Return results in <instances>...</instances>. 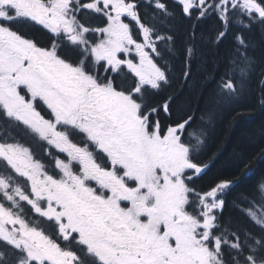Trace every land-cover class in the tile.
<instances>
[{
    "label": "snow or ice",
    "instance_id": "1",
    "mask_svg": "<svg viewBox=\"0 0 264 264\" xmlns=\"http://www.w3.org/2000/svg\"><path fill=\"white\" fill-rule=\"evenodd\" d=\"M253 29L264 0H0V264H264V175L238 182L255 157L198 186ZM198 37L223 55L194 113Z\"/></svg>",
    "mask_w": 264,
    "mask_h": 264
},
{
    "label": "trees",
    "instance_id": "2",
    "mask_svg": "<svg viewBox=\"0 0 264 264\" xmlns=\"http://www.w3.org/2000/svg\"><path fill=\"white\" fill-rule=\"evenodd\" d=\"M144 18L147 20L149 17L145 15ZM213 27L214 22H209L202 26L201 33L207 37ZM24 31L29 29L26 27ZM187 33V26L178 23L177 35L180 44L187 40ZM248 39L251 42L249 55L256 66L255 75L249 82L246 94L222 113L212 130L210 148L216 153L215 162L212 171L198 182V186L207 184L216 177L234 175L240 163L252 157L255 158L252 159L251 174L238 177L239 190H247L264 175V161L259 158L260 153L264 151V105L259 102L262 94L258 85L259 78L264 74V29H253L248 33ZM196 42L201 48V55L191 66V87L182 89L185 97L190 100L194 113L198 106H203L199 100L200 93L195 90V86L201 83L223 55L222 52L209 47L206 40L201 41L198 37ZM169 70L175 76L176 82L183 84L181 80L183 65L179 59L169 66ZM12 131L15 134V130ZM225 215L235 216V213L229 208L226 209Z\"/></svg>",
    "mask_w": 264,
    "mask_h": 264
},
{
    "label": "flooded vegetation",
    "instance_id": "3",
    "mask_svg": "<svg viewBox=\"0 0 264 264\" xmlns=\"http://www.w3.org/2000/svg\"><path fill=\"white\" fill-rule=\"evenodd\" d=\"M88 22L93 23L95 25H102L103 24V22L101 20H99V19L90 20ZM36 151L39 152L40 154H42L41 149L38 146L36 147Z\"/></svg>",
    "mask_w": 264,
    "mask_h": 264
}]
</instances>
